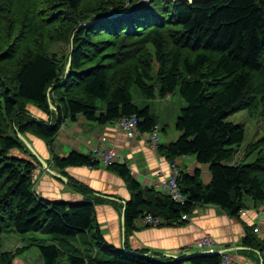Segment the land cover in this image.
<instances>
[{
    "label": "trees",
    "instance_id": "1",
    "mask_svg": "<svg viewBox=\"0 0 264 264\" xmlns=\"http://www.w3.org/2000/svg\"><path fill=\"white\" fill-rule=\"evenodd\" d=\"M134 86L149 100L179 89L187 102L176 120L181 134L157 150L170 162L194 155L208 166L210 180L204 181L202 168L180 169L181 203L157 187H143L127 164L108 166L131 191L126 228H136L146 214L175 223L199 204L238 216L246 196L257 206L264 201V132L246 159L236 160L247 132L230 119L243 110L264 116V0H0V247L13 232L51 237L0 251V264H14L32 246L43 264H222L216 251L167 263L159 252L108 243L94 197L71 178L74 188L88 194L84 201L37 193L34 172L41 163L18 134L50 145L64 121L80 115L99 124L135 115L139 131L151 132L157 119L149 105L135 104ZM31 102L47 120L27 110ZM99 163L72 150L53 154L51 165L62 170ZM256 228L245 226L243 244L264 264V236Z\"/></svg>",
    "mask_w": 264,
    "mask_h": 264
},
{
    "label": "crops",
    "instance_id": "2",
    "mask_svg": "<svg viewBox=\"0 0 264 264\" xmlns=\"http://www.w3.org/2000/svg\"><path fill=\"white\" fill-rule=\"evenodd\" d=\"M174 96L176 95L172 94L166 98L156 97L151 100L142 96V107L149 105L151 113L157 119L160 130L162 128L161 124H164L167 128L164 130L165 136L160 138L161 144L172 142L180 136L181 133L176 127L172 130V126L174 128L175 121L180 114L178 111L171 125L169 123L165 124V121L162 122L158 114L153 112V104L159 103L160 100H170ZM179 105L182 108L184 107L181 100ZM101 108L104 109L105 106L102 105ZM37 115L47 120V115L42 114L41 111H38ZM149 133H142L136 138L130 139L124 131L117 127V122L99 124L80 115L76 120L66 119L50 145L44 139L30 135L31 144H33L39 155L47 161L52 169L60 174L64 172L62 175L67 178L64 181L55 177L42 164L38 165L34 172L37 193L43 198L67 202L84 201L88 194L89 196L92 195L95 202L97 222L101 227L103 236L108 243L119 249L145 250L148 254H161L160 259L163 262L171 263L178 256L185 257L205 250L199 248L196 241L204 235H210L217 240L216 252L229 253L241 264H263L260 254L243 244V237L246 233L245 226L257 225L260 216L264 215L262 209L252 201H246V208L240 211L238 216H230L225 210L215 205L199 204L188 215L189 220L187 221L164 223L156 226H141L135 222L136 228H126L122 216L125 210L124 204L130 199L131 191L118 173L102 163L92 168L87 165H78L62 170L51 165L53 154L65 156L69 151L78 150L83 154L90 155L91 146L99 142L103 136H106L109 143L117 149L119 161L127 159V165L142 186H154L153 182L159 174L165 176L170 174V161L158 150L150 147ZM176 161L179 168L188 173H192L194 168H201L200 163L192 156H183ZM204 168L208 169V166L204 165ZM204 174V181L209 182V170L205 171ZM70 178L84 185L83 188L88 189V194L74 188L69 183ZM263 226L264 222L261 223L260 227L257 225L261 236H264ZM43 241L50 242L46 239H43ZM31 243H28V245ZM31 250L32 248L27 251L31 253ZM38 256H41L39 252ZM185 264L191 263L186 261Z\"/></svg>",
    "mask_w": 264,
    "mask_h": 264
},
{
    "label": "rangeland",
    "instance_id": "3",
    "mask_svg": "<svg viewBox=\"0 0 264 264\" xmlns=\"http://www.w3.org/2000/svg\"><path fill=\"white\" fill-rule=\"evenodd\" d=\"M127 3L129 4L128 1H127ZM154 74L156 75V72H154ZM157 88H158V86H157ZM175 93L176 94H174V95H176V96H174L173 98L171 97L170 100H167V99H166L167 101L166 100L165 101L160 100L159 103L153 104V112H156L158 114V116L160 117L161 121L162 122L165 121V124L169 123L171 125V122L177 116V112L179 111V114L181 113L182 107H181V105H179L180 100L184 104V107L187 106V102L181 96L179 89H177V91ZM132 96L134 98V102L138 106H140L141 108H144L145 106H147V105H145L144 107H142L141 101L143 100V97H142V93H141V90L139 87L134 86V88L132 89ZM158 98H160V97H158ZM99 105L100 106L105 105V102L99 101ZM26 107H27V110L30 111L35 116H37L36 115L37 112L40 111L38 109L39 107L32 102L28 103ZM230 119H231V121L243 124L246 128V132H247L246 141L244 142L243 146L241 147V149L239 151V155L235 157L236 160H239V159L244 160V159H246L245 155H246L247 151H250L252 146L258 141V139L262 136V134L264 132V116L260 115V114L252 115L249 110H243V111H240V112H237L236 114H234ZM161 126H162V128L160 131V138H163L165 136L164 130L167 128L164 124L163 125L161 124ZM175 127H176V121H175L174 128L172 126V130L175 129ZM27 137L28 138H26V139L31 143L30 135H27ZM130 139H134V138H130ZM255 155H256V151L253 153L251 152V154L249 153V157H247L248 162L253 161ZM192 157H195V156L193 155ZM195 159H196V157H195ZM200 166L203 170L202 178L205 179L204 173H205V171H208V169L204 168V164L200 163ZM247 200L253 202V200L248 196L245 197V202ZM259 207L262 209V212H264V201L259 202ZM260 217L261 218L259 219L258 224H257L258 227H260L261 223L264 222V215L263 216L261 215ZM263 228H264V226H263ZM257 233L259 235H261V232L258 229H257ZM36 238H44V239L49 240L51 237L49 235H45V234H41V233H37V232H28V233L13 232L10 234H5V236H3V243H2V246L0 247V251L15 250L18 247H29L28 243H31L33 241V239H36ZM31 248H32L31 253H29L27 250H29ZM29 249L19 253L15 259L14 264H29V263H31V264H43L41 256L40 257L38 256V252H39L38 248L36 246H32ZM35 250L37 251L36 253H35ZM27 260L29 261L28 263H27ZM62 262H64L63 264L68 263L67 260H64Z\"/></svg>",
    "mask_w": 264,
    "mask_h": 264
},
{
    "label": "built area",
    "instance_id": "4",
    "mask_svg": "<svg viewBox=\"0 0 264 264\" xmlns=\"http://www.w3.org/2000/svg\"><path fill=\"white\" fill-rule=\"evenodd\" d=\"M117 127L124 131L129 138H136L140 134H142L138 129V118L135 115L132 116H122L117 121ZM160 127L159 125H155L153 130L149 133L148 141L150 143V147L154 150H157L160 143ZM90 156L106 165L110 166L116 162L128 164L127 159L123 161H119V153L115 146L109 143V140L106 136H103L99 142L91 146ZM91 167V166H89ZM92 168V167H91ZM180 175V168L176 160L170 162V174L168 176L161 175L154 180L153 185L161 190L166 191L172 199L175 201L184 203L185 196L182 193L179 184H178V176ZM34 178L35 173H34ZM242 209L241 211H243ZM262 212L260 211V214ZM183 220H189V216L184 214L182 217ZM137 225L141 226H156L163 223L161 217H156L151 214H146L141 216L136 220ZM196 244L199 248L205 250H212L215 252V247L218 245L217 240L210 236L204 235L196 241ZM222 254V264H241L239 260H237L233 255L225 252H221Z\"/></svg>",
    "mask_w": 264,
    "mask_h": 264
},
{
    "label": "water",
    "instance_id": "5",
    "mask_svg": "<svg viewBox=\"0 0 264 264\" xmlns=\"http://www.w3.org/2000/svg\"><path fill=\"white\" fill-rule=\"evenodd\" d=\"M173 1H186V2H189V3H193L196 0H173ZM82 26H85V24H83ZM70 67H71V57H70V60H69V62L67 64V70H69ZM50 92H51V88L48 89L47 95H48V98H49V101H50V106L53 108L54 106H53V104L51 103V100H50ZM42 122L46 124L45 121H42ZM18 136L26 143L28 148L31 150V152L34 154V156H36L39 159L40 163L42 164V166L44 168H46L53 176L61 178L64 181L67 180V178L65 176H63L58 171H56V170H54V169H52L50 167V165L47 163V161L39 155V153L35 150L33 145L26 139L25 136H23L21 133H19ZM122 220H123V222L125 221V215L124 214L122 216ZM213 253H215V252L212 251V250H202V251H199L197 253H193L191 255L186 256L185 259H188V258L193 257L195 255H202V254L209 255V254H213ZM177 258L183 259L184 257L183 256H178ZM63 263L64 262H61L60 264H63ZM67 264H69V263H67Z\"/></svg>",
    "mask_w": 264,
    "mask_h": 264
}]
</instances>
